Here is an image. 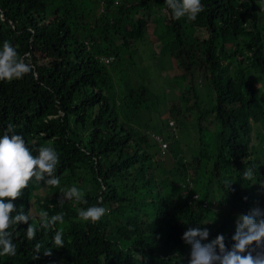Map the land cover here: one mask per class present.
Returning <instances> with one entry per match:
<instances>
[{
  "label": "trees",
  "instance_id": "trees-1",
  "mask_svg": "<svg viewBox=\"0 0 264 264\" xmlns=\"http://www.w3.org/2000/svg\"><path fill=\"white\" fill-rule=\"evenodd\" d=\"M201 3L189 22L173 19L165 0H0V49L9 41L32 65L0 81V136L12 124L33 155L51 145L60 188L76 186L88 202L61 206L60 188L33 178L17 211L63 213L64 247H52L47 229L29 241L21 223L17 254L0 264H188L187 228H207L204 243L222 234L230 247L236 217L256 196L264 206L253 184H264V0ZM143 19L174 63L178 93L165 111L175 134L167 115L160 124L142 117L161 102L133 67ZM249 167L252 181L242 175ZM93 205L109 212L82 221L77 209ZM36 243L51 255L42 248L33 259Z\"/></svg>",
  "mask_w": 264,
  "mask_h": 264
},
{
  "label": "clouds",
  "instance_id": "clouds-1",
  "mask_svg": "<svg viewBox=\"0 0 264 264\" xmlns=\"http://www.w3.org/2000/svg\"><path fill=\"white\" fill-rule=\"evenodd\" d=\"M165 3L171 10L173 19L176 20L186 17L187 21H194L204 10L201 0H165ZM103 57H100L102 61ZM30 72L32 65L19 56L17 49L9 41H4L0 49V81L10 82L20 79ZM36 153L33 155L23 137L15 134L12 124H9L4 134L0 136V256L17 254L14 238L18 233L15 231V226L21 223L28 225L26 238L29 241L36 239L37 232L47 229L49 232L54 231L51 237L52 247L56 249L64 247L63 231L56 228L57 223H64L63 213L50 216L48 211L41 210L36 219L24 213L23 205L20 206V211H17L14 204L33 178L37 183L43 182L48 187L60 188V179L55 174L60 162L56 150L51 145L40 146L36 149ZM242 175L252 181L254 169L244 168ZM232 183H227L226 189ZM253 184H259L264 190V184ZM66 200L74 201L77 205L88 203L84 191L76 186L60 188L58 203L62 206ZM108 212L109 209L96 205L77 209L78 217L82 221L93 223L99 221ZM30 219H36V223H29ZM234 224L235 231L231 237L230 247H226L222 234L204 243L203 241L208 240L209 237L207 228H187L181 239L191 248L188 264H264V206L260 196H256L252 201L251 209L247 213L236 217ZM42 248H44L43 255H51L50 248L36 243L33 259H38Z\"/></svg>",
  "mask_w": 264,
  "mask_h": 264
},
{
  "label": "rangeland",
  "instance_id": "rangeland-1",
  "mask_svg": "<svg viewBox=\"0 0 264 264\" xmlns=\"http://www.w3.org/2000/svg\"><path fill=\"white\" fill-rule=\"evenodd\" d=\"M140 22L144 24L145 20H140ZM152 26L153 21L149 20L145 22L144 34L140 39L134 42L135 52L133 54V67L139 74L140 81L143 82L146 87L156 92L161 98V102L157 105L156 110L152 112L142 110V117L149 118V123L153 122L160 124L164 122L166 115V119H173L172 116L167 114L165 107L169 104V99L176 97L179 84L176 83L172 76L174 63L171 57L167 53L162 54L158 52L160 40H156L151 36ZM204 81L205 79L200 77L199 85H202ZM257 108L258 104L255 102L252 105V109L256 111ZM188 132H190V130ZM180 136V138H183L181 134ZM186 148H190V146Z\"/></svg>",
  "mask_w": 264,
  "mask_h": 264
},
{
  "label": "built area",
  "instance_id": "built-area-1",
  "mask_svg": "<svg viewBox=\"0 0 264 264\" xmlns=\"http://www.w3.org/2000/svg\"><path fill=\"white\" fill-rule=\"evenodd\" d=\"M110 59H111V56H104L103 57V61L104 62H108V60H110ZM167 123H168L169 126H171V131L174 133L173 120L172 119H168ZM151 135L153 136V138L158 143V146H159L160 150H163L165 148V146H166V141L163 139V137L157 132L151 133ZM192 196H195V194H193Z\"/></svg>",
  "mask_w": 264,
  "mask_h": 264
}]
</instances>
